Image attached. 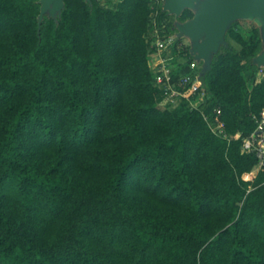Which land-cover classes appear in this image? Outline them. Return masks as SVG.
<instances>
[{
  "label": "trees",
  "instance_id": "obj_1",
  "mask_svg": "<svg viewBox=\"0 0 264 264\" xmlns=\"http://www.w3.org/2000/svg\"><path fill=\"white\" fill-rule=\"evenodd\" d=\"M64 2L40 21V0H0V264H264V166L252 179L242 150L264 110L259 28L229 27L243 48L203 77L225 138L160 106L154 0Z\"/></svg>",
  "mask_w": 264,
  "mask_h": 264
},
{
  "label": "built area",
  "instance_id": "obj_2",
  "mask_svg": "<svg viewBox=\"0 0 264 264\" xmlns=\"http://www.w3.org/2000/svg\"><path fill=\"white\" fill-rule=\"evenodd\" d=\"M164 1L154 0L149 32L154 48L149 57V66L154 73L155 84L163 90L159 104L163 108H176L185 103L190 108L200 109L215 134L230 138L221 108H215L212 112L203 110L207 99L202 74L203 60L196 59L191 52L190 41L185 42L184 37L178 35V29L171 25L166 16L161 18L157 15L159 9L164 11ZM159 4L161 8L156 9ZM255 121L256 129L243 137L242 150L255 154L256 165L263 167L264 110L255 115Z\"/></svg>",
  "mask_w": 264,
  "mask_h": 264
},
{
  "label": "water",
  "instance_id": "obj_3",
  "mask_svg": "<svg viewBox=\"0 0 264 264\" xmlns=\"http://www.w3.org/2000/svg\"><path fill=\"white\" fill-rule=\"evenodd\" d=\"M40 2V21L48 12L56 18L65 5L64 0ZM163 9L176 18L185 9L193 10L192 18L176 20L174 25L180 37H188L196 59L203 60V75L211 68L213 54L225 43V35L232 21L242 17L256 18L262 25L264 39V0H165ZM255 62L264 66V51L255 57Z\"/></svg>",
  "mask_w": 264,
  "mask_h": 264
},
{
  "label": "rangeland",
  "instance_id": "obj_4",
  "mask_svg": "<svg viewBox=\"0 0 264 264\" xmlns=\"http://www.w3.org/2000/svg\"><path fill=\"white\" fill-rule=\"evenodd\" d=\"M98 3L100 4H104L107 6H114L119 0H97ZM161 5L159 4L158 7H156V9L161 8ZM162 9H159L157 11V15H159V17H165L164 15L162 16ZM48 16H51L50 12L46 13ZM45 14V15H46ZM60 14H57L56 17H59ZM168 19L171 23H174L176 20L178 21H183L182 18H176L174 15H169ZM231 26H234L235 30H237L238 32H240L247 40L251 39V30L252 28H254L255 26H257L259 28L260 31V36L262 39V44H261V51L260 53H262L264 51V39H263V30H262V25L260 24V22L253 17H242V18H238L234 21H232ZM227 35V34H226ZM225 35V43L224 44H232L234 45L238 50H241L243 48V45L239 42H237L235 39L233 38H228ZM183 40L185 42H188V37H184ZM223 45V44H222ZM250 62H255V58H253ZM258 66V69L256 71V81L261 80L262 78H264V66ZM253 72V71H252ZM247 74L250 75L251 71L248 70ZM248 85L251 88L253 85V82L251 80L250 77H248ZM261 167L259 165H255L251 171V177L252 179L258 174V172L260 171Z\"/></svg>",
  "mask_w": 264,
  "mask_h": 264
}]
</instances>
